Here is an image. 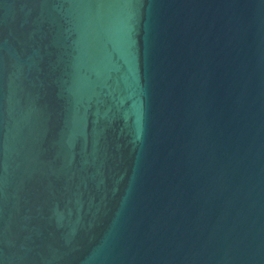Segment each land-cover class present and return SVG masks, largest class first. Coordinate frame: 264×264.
Returning <instances> with one entry per match:
<instances>
[{"label": "water", "instance_id": "95a60500", "mask_svg": "<svg viewBox=\"0 0 264 264\" xmlns=\"http://www.w3.org/2000/svg\"><path fill=\"white\" fill-rule=\"evenodd\" d=\"M0 264H264V0H0Z\"/></svg>", "mask_w": 264, "mask_h": 264}]
</instances>
